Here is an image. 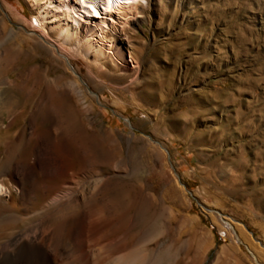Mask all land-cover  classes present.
Returning a JSON list of instances; mask_svg holds the SVG:
<instances>
[{
    "label": "rangeland",
    "instance_id": "rangeland-1",
    "mask_svg": "<svg viewBox=\"0 0 264 264\" xmlns=\"http://www.w3.org/2000/svg\"><path fill=\"white\" fill-rule=\"evenodd\" d=\"M124 1L0 0V245L75 220V264H264V0Z\"/></svg>",
    "mask_w": 264,
    "mask_h": 264
},
{
    "label": "bare ground",
    "instance_id": "bare-ground-1",
    "mask_svg": "<svg viewBox=\"0 0 264 264\" xmlns=\"http://www.w3.org/2000/svg\"><path fill=\"white\" fill-rule=\"evenodd\" d=\"M118 1L119 0H82V2H80V8L85 11L84 13L87 12V14L96 16L100 13V7H103L105 11L106 7L109 6V3L117 2L119 7L112 10L118 12L120 7L123 9V6H125L124 4L129 2L124 1L120 3ZM80 17L85 21L83 16ZM112 24H116L114 19H112ZM90 50H92V46L87 48V51ZM72 70L78 75L74 68H72ZM4 83V81H0V86ZM18 101V99L14 98L7 99L5 97V91L0 90V116H3V111L6 108L17 104ZM1 124L2 123H0V128L2 126ZM28 169L29 171H32L34 165H30ZM21 170L22 168L19 166L16 167L13 175L15 180L19 179ZM3 188V185H0V192H3ZM72 196L76 203L80 202V197L77 195ZM208 210L212 211V209ZM223 222L230 231L236 233L232 224L225 220H223ZM79 224L80 222H75V220L67 222L65 227H68V230H64L62 233H56L55 229L50 225V222L45 220L40 221L35 226H29L24 232L11 234L8 240L0 245V264H75V262L70 260V257L73 253L83 250L87 244V240L84 238L83 234L77 231L80 228ZM237 238L242 242V239L238 235ZM114 245H112V251H118L120 247H115ZM134 258L135 252L130 251L121 259H118L115 264H120L118 263L119 261H122L121 264H130V261H134ZM82 259L84 262L83 264H94L90 259L88 252H83ZM60 261H63V263H60ZM131 264H134V262H131Z\"/></svg>",
    "mask_w": 264,
    "mask_h": 264
},
{
    "label": "water",
    "instance_id": "water-1",
    "mask_svg": "<svg viewBox=\"0 0 264 264\" xmlns=\"http://www.w3.org/2000/svg\"><path fill=\"white\" fill-rule=\"evenodd\" d=\"M94 94V93H93ZM95 96H96V94H94ZM97 97V96H96ZM98 98V97H97ZM98 103H99V101H98ZM100 104V103H99ZM128 121V120H127Z\"/></svg>",
    "mask_w": 264,
    "mask_h": 264
}]
</instances>
